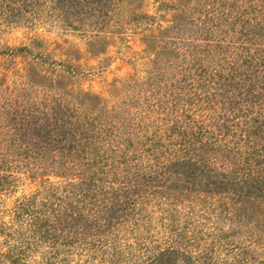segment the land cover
<instances>
[{
    "label": "trees",
    "instance_id": "obj_1",
    "mask_svg": "<svg viewBox=\"0 0 264 264\" xmlns=\"http://www.w3.org/2000/svg\"><path fill=\"white\" fill-rule=\"evenodd\" d=\"M52 1L67 16L87 9L85 0ZM174 2L173 46L165 47L184 69L172 90L174 118L153 138L141 135L149 139L141 146L133 131L97 124L85 111V100H100L93 94L73 96L72 105L61 94L27 119L26 143L51 159L41 171L62 181L46 180L16 204L11 225H0V264H28L27 252L38 248V264H70L75 248L88 256L113 250L115 263L123 251L106 239L139 225L141 194L264 199V0ZM179 102L186 105L181 114ZM8 171L0 159L2 189L10 185ZM193 257L166 248L145 264H194Z\"/></svg>",
    "mask_w": 264,
    "mask_h": 264
},
{
    "label": "rangeland",
    "instance_id": "obj_2",
    "mask_svg": "<svg viewBox=\"0 0 264 264\" xmlns=\"http://www.w3.org/2000/svg\"><path fill=\"white\" fill-rule=\"evenodd\" d=\"M174 1L85 0L86 10L67 16L52 0H0V159L12 174L8 188H0V225H11L16 204L37 195L46 180L62 181L41 171L51 159L35 153L24 136L27 119L61 94L70 105L75 95H97L96 103L85 100V111L110 132L133 131L139 146L149 142L141 135L151 138L174 118L172 90L184 74L168 53ZM177 106L178 114L186 108ZM136 211L139 225L106 239L123 251L115 263L113 250L88 256L79 248L69 263L145 264L175 247L181 256L192 254L194 264H264V199L141 194ZM43 251L29 250L28 264H38Z\"/></svg>",
    "mask_w": 264,
    "mask_h": 264
}]
</instances>
